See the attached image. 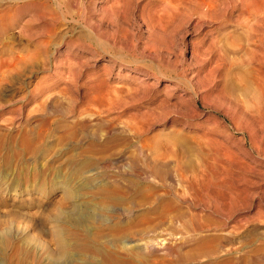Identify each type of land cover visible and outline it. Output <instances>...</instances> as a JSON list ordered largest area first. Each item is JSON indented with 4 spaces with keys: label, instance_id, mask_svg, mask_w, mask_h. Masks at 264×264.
Wrapping results in <instances>:
<instances>
[{
    "label": "rangeland",
    "instance_id": "rangeland-1",
    "mask_svg": "<svg viewBox=\"0 0 264 264\" xmlns=\"http://www.w3.org/2000/svg\"><path fill=\"white\" fill-rule=\"evenodd\" d=\"M193 1L0 0V264H264V35Z\"/></svg>",
    "mask_w": 264,
    "mask_h": 264
},
{
    "label": "bare ground",
    "instance_id": "bare-ground-1",
    "mask_svg": "<svg viewBox=\"0 0 264 264\" xmlns=\"http://www.w3.org/2000/svg\"><path fill=\"white\" fill-rule=\"evenodd\" d=\"M193 2H196V3H198V4H209V2H208V0H194ZM242 5L244 4V7L248 10V17L249 18H251V19H249V20H247V21H249V23H244V25L243 26H245V24H248V25H246L247 27H249V28H247L248 29V31L249 30H251V31H259V32H261V34H263L264 35V4L262 3L261 4V2H260V0H242V3H241ZM241 5V6H242ZM167 6L169 7V5L167 4ZM170 8V7H169ZM243 9V8H242ZM167 11V10H166ZM163 12H165V11H163ZM250 12H252L253 13V15L252 14H250ZM167 14V13H166ZM247 18V17H246ZM164 19V18H163ZM244 21H246V19L244 20ZM250 21H252L251 23H250ZM247 37H249V38H247V39H250V37H253V36H247ZM250 53H251V57L249 58V59H247V61H248V65H249V63H250V68H253V69H251L252 70V72L255 70V72L258 74V76H260V77H258L257 76V81L256 80H254L253 78H252V76H254V75H250V73L251 72H247L248 74L246 75L245 74V79H244V82H245V84H244V86L243 87H241L242 89H241V91L243 92L242 94H243V98H241L240 100H236V102L237 103H241V104H243L242 106H244V105H246V106H248V99L249 98H252V97H254V96H252V97H250L251 96V92H252V95H256V97H254V101L256 100L257 102H255L256 104L258 103V102H261L260 101V97H259V93H260V91L262 92V88H261V86L264 84L263 82V79H260L261 78V72H260V70H261V68H262V60H264V59H260L259 57H257L258 58V61H257V59H255L254 58V54H253V51H251L250 50ZM223 56V55H222ZM264 57V56H263ZM222 59H227V64H229L230 63V66H231V64L233 65L234 64V61H232L231 59H230V57H227V56H223V57H221ZM251 63L252 64H258L259 65V67L258 68H254L252 65H251ZM247 64V63H246ZM250 70V71H251ZM253 74V73H252ZM256 77V76H255ZM260 79V80H259ZM262 89V90H261ZM254 93V94H253ZM193 95V100H194V103H197L198 102V99L200 100L201 98H202V95H201V92L200 91H195V92H193L192 93ZM249 97V98H248ZM236 98V97H235ZM255 104V105H256ZM258 106H260L259 104H258ZM227 114V113H226ZM142 147V146H141ZM155 165V164H154ZM153 165V166H154ZM157 165V164H156ZM163 165V164H162ZM157 167H159L158 165H157ZM163 167V166H162ZM165 167V166H164ZM150 168V167H149ZM156 167L154 166V167H151V173H154V174H156V173H158L157 172V170L155 169ZM157 169H160V167L159 168H157ZM162 169V168H161ZM163 170V169H162ZM165 170V169H164ZM72 190H67V195L68 196H71L72 195ZM159 196H157L156 197V199L154 200V201H156V200H158L159 201V198H158ZM118 210H120V211H122V213L123 212H127V209H126V207L125 206H123L122 204H121V207L118 209ZM124 214V213H123ZM67 219H70L71 221H73V223H75L76 225H81V224H83V221H84V223H85V219H83V218H81V217H79L77 214H73V215H70V213L69 214H67ZM177 217V216H176ZM114 240V239H113ZM157 244H155V247H157V249H159V250H164L163 248H164V245L163 244H161L160 242H156ZM111 245V246H110ZM58 255H57V259H62V258H65L66 256H68V243L66 242V240H64L62 237L61 238H59V241H58ZM108 246V247H107ZM109 246H110V248H113V251L111 250V249H108V250H110L111 252H115L116 251V253L118 252V251H121V250H128V245H126V244H122L120 241H114V242H112V243H106V244H104L102 247H104V249H107V248H109ZM134 246H136V247H140L141 245L140 244H138V245H134ZM130 247H133V246H130ZM129 247V248H130ZM143 249L144 250H146L147 249V245H145V244H143ZM109 251V253H111ZM121 252H123V251H121Z\"/></svg>",
    "mask_w": 264,
    "mask_h": 264
}]
</instances>
